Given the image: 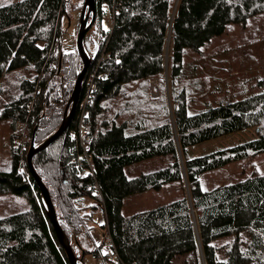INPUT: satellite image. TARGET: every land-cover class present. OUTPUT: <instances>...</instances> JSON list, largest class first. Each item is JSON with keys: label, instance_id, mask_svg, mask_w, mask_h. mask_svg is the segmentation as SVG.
Here are the masks:
<instances>
[{"label": "trees", "instance_id": "16d2710c", "mask_svg": "<svg viewBox=\"0 0 264 264\" xmlns=\"http://www.w3.org/2000/svg\"><path fill=\"white\" fill-rule=\"evenodd\" d=\"M105 11L112 14L113 28L90 57L73 119L33 158L72 248L100 261L109 236L119 259L100 261L104 264H175L187 255L196 264H264V174L253 172L212 189L203 186L206 175L264 153V79L244 97L226 89L193 92L206 70L185 58L187 50L202 55L229 26L264 14V0H96V20ZM66 14L67 0H20L0 7V83L5 72L31 66L34 73L0 116L12 121L11 167L0 171V196L30 203L29 210L0 218V264H71L27 164L32 140L38 147L60 128L83 70L78 51L66 54L60 45ZM154 79L161 102L139 114L135 108L149 100ZM90 80L96 91L87 106L90 132L83 147L78 124ZM217 93L223 95L215 99ZM249 129L257 130L256 139L200 157L188 155L190 148ZM24 133L28 138L21 145ZM157 157L169 162L151 173L127 175L128 167ZM167 188L176 190L170 203L123 214L128 198ZM86 198L104 209L107 233L95 248L80 205Z\"/></svg>", "mask_w": 264, "mask_h": 264}, {"label": "rangeland", "instance_id": "374dc122", "mask_svg": "<svg viewBox=\"0 0 264 264\" xmlns=\"http://www.w3.org/2000/svg\"><path fill=\"white\" fill-rule=\"evenodd\" d=\"M20 0H0V7ZM85 0H67V14L61 21L60 45L66 54L77 51V37L81 23V11ZM113 28V17L110 11H105L101 19H97L94 26L86 34L85 51L87 56L94 57L100 47L101 38ZM168 50V49H167ZM187 64L205 66V72L198 78V88H191L193 92L207 94L211 91L230 90L237 97H244L257 89V83L264 79V14L248 20L245 25H231L225 35L213 40L204 50L202 55H195L191 50L185 53ZM169 54H166L168 64ZM190 68V67H189ZM188 72L194 73L188 69ZM210 73L211 75L207 74ZM34 73L32 67L5 72L0 83V116L7 104L16 99L21 93L24 81L32 80ZM227 82L229 84H227ZM149 100L135 108L139 114H148L153 108V103H159L158 81L150 82ZM218 88V90L216 89ZM223 93H217L222 96ZM212 98L209 100L212 101ZM151 100V101H150ZM155 101V102H153ZM160 104V103H159ZM12 134V121L0 118V171L11 167L10 137ZM258 137L256 129H249L230 136L222 137L205 144L188 149L190 158L211 154L217 150L230 148L246 143ZM169 162L167 157H157L132 165L126 169L130 178L151 173L164 167ZM253 172L264 174V153L255 157L231 164L221 171L208 174L203 179V186L212 189L234 181H239ZM176 190L167 188L156 193L149 191L128 198L123 207L125 216L148 211L158 206L170 203L176 196ZM82 213L88 216L87 226L90 229L93 248L98 247L106 237L104 209L101 203L93 199H84L80 204ZM30 209V203L16 195L0 196V218L23 213ZM74 245V244H73ZM73 247V246H72ZM74 253L78 259L83 254L75 247ZM108 251L105 246L102 254ZM82 255V256H81ZM82 264H104L89 253L83 256ZM112 264V263H110ZM175 264H196L191 255L177 258Z\"/></svg>", "mask_w": 264, "mask_h": 264}, {"label": "water", "instance_id": "95a60500", "mask_svg": "<svg viewBox=\"0 0 264 264\" xmlns=\"http://www.w3.org/2000/svg\"><path fill=\"white\" fill-rule=\"evenodd\" d=\"M96 22V0H85L84 2V6L82 8L81 11V23H80V28H79V33H78V37H77V51L83 61V70L81 71V73L78 75L76 83H75V87L74 90L72 92L71 98L69 100V103L66 107L65 110V117L64 120L60 126V128L51 136L49 137L42 145L36 147L34 140H32L31 142V146H30V150L28 152L27 155V164L30 170V173L33 175L34 180L36 181L42 198L44 200V204L46 206L47 209V215L48 218L51 222V224L53 225L54 231L57 235V238L59 240V242L61 243V245L64 247L65 251L67 252L69 261L71 264H82L83 263V256L81 259H78L73 251V248L71 246V244L69 243V240L67 239L63 228L61 227L58 217H57V213H56V209L55 206L53 204L50 192L48 190V188L46 187V185L44 184V182L41 180L40 176L38 175V173L36 172L34 166H33V158L34 156L45 150L46 148H48L50 145H52L55 141H57L63 134L64 132L67 130L69 124L71 123L74 113H75V109L77 107V104L79 102L80 99V93H81V89H82V83L84 80V77L87 73V70L89 68V65L91 63V59L89 56H87L86 51H85V37L86 34L90 31V29L94 26ZM171 38V30L169 33V38H168V42L169 39ZM167 47H168V43H167ZM168 66V64H166ZM166 84H167V94H168V102L169 105L171 104L170 101V95H169V78H168V69L166 68ZM171 106V105H170ZM181 158V163L183 166V159L180 155ZM187 191H188V198L191 204V198H190V193H189V188L187 186ZM192 206V204H191ZM192 213L195 216V212L192 209ZM200 245V243H199ZM200 252H201V257L203 258V254H202V250H201V246H200Z\"/></svg>", "mask_w": 264, "mask_h": 264}, {"label": "built area", "instance_id": "2783aa9c", "mask_svg": "<svg viewBox=\"0 0 264 264\" xmlns=\"http://www.w3.org/2000/svg\"><path fill=\"white\" fill-rule=\"evenodd\" d=\"M55 52H57V49H54ZM96 91V88L93 84V80H90L89 82V86L86 90L83 102L81 104V114L79 117V124H78V136L80 139V143L81 145H83V147H85V143L88 140L89 137V132H90V127L89 125L86 123V120L89 116L88 111H87V106L90 105L92 103L93 97H94V93ZM17 129L20 131H25L26 126L22 129L21 126H17ZM28 136L26 133L23 134L22 139L19 140V144H23L26 140H27ZM88 162L90 163L91 159L89 157H87ZM92 169H88L85 171V173L83 174V176H87L91 173ZM21 173H24L26 177H28L27 172L25 171V169H22L20 171ZM106 246L108 247V251L105 254L101 255V259L100 261L103 260H109V261H118V254L114 249V243L112 241V239L108 236L106 237Z\"/></svg>", "mask_w": 264, "mask_h": 264}, {"label": "bare ground", "instance_id": "6f19581e", "mask_svg": "<svg viewBox=\"0 0 264 264\" xmlns=\"http://www.w3.org/2000/svg\"><path fill=\"white\" fill-rule=\"evenodd\" d=\"M170 40H171V38L169 39V42H168V47H167L168 51L170 49Z\"/></svg>", "mask_w": 264, "mask_h": 264}]
</instances>
